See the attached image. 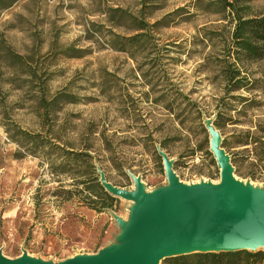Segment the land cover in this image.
<instances>
[{
	"label": "rangeland",
	"instance_id": "rangeland-1",
	"mask_svg": "<svg viewBox=\"0 0 264 264\" xmlns=\"http://www.w3.org/2000/svg\"><path fill=\"white\" fill-rule=\"evenodd\" d=\"M206 4L0 0L4 257L58 263L115 242L112 215L127 220L133 203L93 210L97 197L77 183L90 165L113 186L134 190L131 173L151 192L167 185L160 148L182 183L219 182L207 119L234 177L264 190V59L239 63L244 87L225 94L231 16ZM248 5L264 15V0ZM139 33L126 52L112 37Z\"/></svg>",
	"mask_w": 264,
	"mask_h": 264
},
{
	"label": "water",
	"instance_id": "water-1",
	"mask_svg": "<svg viewBox=\"0 0 264 264\" xmlns=\"http://www.w3.org/2000/svg\"><path fill=\"white\" fill-rule=\"evenodd\" d=\"M205 128L209 151L220 170L219 183H182L172 161L159 148L167 185L151 192H145L139 177L131 173L134 190L125 191L98 171L99 183L107 193L133 203L127 220L112 215L119 227L114 243L95 254L58 263L25 252L15 259L0 253V264H159L192 253L264 250V190L234 177L219 132L208 119Z\"/></svg>",
	"mask_w": 264,
	"mask_h": 264
},
{
	"label": "trees",
	"instance_id": "trees-1",
	"mask_svg": "<svg viewBox=\"0 0 264 264\" xmlns=\"http://www.w3.org/2000/svg\"><path fill=\"white\" fill-rule=\"evenodd\" d=\"M198 2L203 0H196ZM252 0H206V5L216 9V13H227L231 16V32L228 41V51L226 55L232 58V62H223L226 65L220 70L225 94L238 91L244 86L241 85L244 78L241 77V70L238 67L243 60L247 62L264 59V15L249 16L247 12L250 10L249 3ZM144 26H138L137 30L141 31ZM113 41L118 45L119 51L126 52L124 44L126 42L134 44L138 42L143 34L139 33L134 36L123 38L112 36ZM191 106L196 108V105L191 103ZM46 106L41 105L44 114L46 115ZM199 115V112H196ZM214 126L220 128V124L215 120ZM163 148V147H162ZM86 162L89 158L87 154L80 153ZM91 169L90 175L84 176L82 180L77 182L84 187V191H91L97 197L92 203V209L98 213L112 210L118 198L107 193L99 183L97 175L94 173L92 165L88 166ZM166 264H264V250L256 251H234V252H218V253H192L163 260Z\"/></svg>",
	"mask_w": 264,
	"mask_h": 264
},
{
	"label": "crops",
	"instance_id": "crops-1",
	"mask_svg": "<svg viewBox=\"0 0 264 264\" xmlns=\"http://www.w3.org/2000/svg\"><path fill=\"white\" fill-rule=\"evenodd\" d=\"M119 234V228H118V230L115 232V235H114V238H113V241H115V238H116V236ZM112 243H114V242H109V244H107V245H105L104 247H107V246H109V245H111ZM104 247H102V248H104Z\"/></svg>",
	"mask_w": 264,
	"mask_h": 264
},
{
	"label": "bare ground",
	"instance_id": "bare-ground-1",
	"mask_svg": "<svg viewBox=\"0 0 264 264\" xmlns=\"http://www.w3.org/2000/svg\"><path fill=\"white\" fill-rule=\"evenodd\" d=\"M217 183H219V182H217Z\"/></svg>",
	"mask_w": 264,
	"mask_h": 264
}]
</instances>
